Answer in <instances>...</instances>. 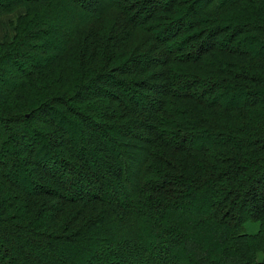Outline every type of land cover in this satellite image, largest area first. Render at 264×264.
I'll list each match as a JSON object with an SVG mask.
<instances>
[{"label": "trees", "instance_id": "trees-1", "mask_svg": "<svg viewBox=\"0 0 264 264\" xmlns=\"http://www.w3.org/2000/svg\"><path fill=\"white\" fill-rule=\"evenodd\" d=\"M20 11L0 264H264V0H0Z\"/></svg>", "mask_w": 264, "mask_h": 264}, {"label": "rangeland", "instance_id": "rangeland-1", "mask_svg": "<svg viewBox=\"0 0 264 264\" xmlns=\"http://www.w3.org/2000/svg\"><path fill=\"white\" fill-rule=\"evenodd\" d=\"M21 14L23 15L24 14V11L22 12V11H20V12H18L17 14H6V15H3V16H1L0 17V41H3V39L7 36V35H9L10 37L13 35V32H12V21H15V19H16V17L19 15V16H21ZM68 14H73V13H71V11H69V13ZM63 16H66V15H63ZM81 16V15H80ZM79 16V17H80ZM67 17V16H66ZM53 48H55V49H57V48H59V44L58 43H54V45L52 46ZM30 55H32V56H34V54H30ZM41 57H39V56H34L33 58H31V59H29V62H32V61H36V62H38V61H40L41 59H40ZM24 68H25V66H24ZM10 71L11 72H13L12 71V69H10ZM5 82H7V81H5ZM9 83V82H8ZM3 84H5V85H8L7 83H3L2 82V80L0 79V89L2 88V86H3ZM137 105H141L140 104V102L139 103H137ZM40 115L42 116V117H44L45 115L43 114V113H40ZM57 119V118H56ZM59 121V120H58ZM29 132V131H28ZM27 134V133H26ZM23 135V134H22ZM29 137L28 136H25L24 137V140L22 141V147H25V146H28V144H31L32 142H33V140L32 139H35V138H37V137H35L34 135H32L30 132H29ZM72 136H73V138H79L78 137V134H76L75 132H73L72 133ZM10 146H7L6 148H4V147H0V153H1V155L3 154L4 155V152L7 150L8 151V155H7V157H9L10 155ZM7 154V153H6ZM5 156V155H4ZM1 159H3V157H1ZM99 164V166H100V168H102V166L100 165V163H98ZM104 168H102L101 170L102 171H104L103 170ZM86 172H88V171H86ZM89 175V174H88ZM90 176V175H89ZM92 178V177H91ZM89 179V178H88ZM93 180H95L94 178H92ZM92 179H89V181L90 182H93V183H95V181H93ZM86 184H87V182H86ZM86 188V187H85ZM77 191V190H76ZM105 193V192H104ZM121 194H123L122 192H120V196H121ZM121 197H123V196H121ZM247 213L248 212H250V209H249V206H247V208H246V210H245ZM245 230H246V232L248 233V234H255V233H257L258 232V230H259V224H257V223H247L246 225H245Z\"/></svg>", "mask_w": 264, "mask_h": 264}]
</instances>
